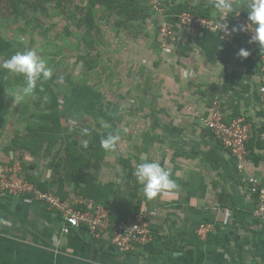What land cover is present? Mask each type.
<instances>
[{"label": "crops", "instance_id": "1", "mask_svg": "<svg viewBox=\"0 0 264 264\" xmlns=\"http://www.w3.org/2000/svg\"><path fill=\"white\" fill-rule=\"evenodd\" d=\"M175 2L208 9L211 17L222 15L215 0ZM229 2L232 9L223 15L240 12L248 18L252 0ZM172 13L165 8L161 15ZM161 15L155 12L158 22ZM172 23L180 35L181 28ZM186 45L171 54L163 53L160 44L144 50L147 108L129 111L126 127L113 125L111 134L119 140L108 158L69 177L42 168L38 160L33 169L27 167L40 187L60 196L85 195L114 219L147 207L151 240L121 254L106 235L93 238L84 227L63 234L61 218L41 201L0 193V264H264V226L253 215L256 196L247 184L255 177L264 188V141H248L240 169L193 116L195 110L208 115L216 101L226 120L244 116L264 129V70L255 57L238 56L241 38L229 42L203 31ZM5 132L1 120L0 163L18 156L9 146L12 128ZM145 160L167 169L176 187L145 198L133 175ZM199 227L206 230L204 238L196 232Z\"/></svg>", "mask_w": 264, "mask_h": 264}, {"label": "rangeland", "instance_id": "2", "mask_svg": "<svg viewBox=\"0 0 264 264\" xmlns=\"http://www.w3.org/2000/svg\"><path fill=\"white\" fill-rule=\"evenodd\" d=\"M160 1L167 9L178 4ZM158 23L141 0H0V65L33 49L52 69L50 79L37 81L34 95L17 102L24 78L0 68L3 133L12 128L10 150L29 181L38 182L27 169L37 160L69 177L115 151L103 149L101 140L114 124L127 126L129 111L147 108L143 52L159 49ZM3 40L12 48L3 49Z\"/></svg>", "mask_w": 264, "mask_h": 264}, {"label": "built area", "instance_id": "3", "mask_svg": "<svg viewBox=\"0 0 264 264\" xmlns=\"http://www.w3.org/2000/svg\"><path fill=\"white\" fill-rule=\"evenodd\" d=\"M149 4L155 12L160 15L163 13L164 8L160 0H149ZM161 16L162 19L158 23L159 44L165 54L173 52L177 41L187 44L202 31L218 33L229 42H233L239 35L245 40V44H248L252 43L250 42L252 31L255 30L254 25H251L248 18L240 12H234L230 17L221 15L206 18L187 11ZM173 20L182 30L180 35L175 33L171 22ZM241 27L244 28L243 31L240 30ZM234 28L236 31H233ZM257 61L264 70V48ZM260 90L264 91V87H260ZM193 116L199 119L205 130L235 159L240 169L248 155L247 142L251 138L264 141V129L254 126L244 116L226 120L221 106L216 101L211 103L208 115L195 110ZM247 184L250 192L256 196L253 215L264 226V188L255 177H249ZM0 193L13 196L27 195L41 201L48 209L59 215L63 222L61 226L63 234L84 227L93 238L106 235L111 247L121 254L135 252L151 240L147 207L135 208L114 219L106 207L93 202L85 195L75 193L60 196L52 191L42 190L36 183L26 178L19 156L10 162L0 163ZM205 231L203 227H199L196 232L204 238Z\"/></svg>", "mask_w": 264, "mask_h": 264}, {"label": "clouds", "instance_id": "4", "mask_svg": "<svg viewBox=\"0 0 264 264\" xmlns=\"http://www.w3.org/2000/svg\"><path fill=\"white\" fill-rule=\"evenodd\" d=\"M213 6L222 15L232 9L229 0H215ZM248 20L251 25H255L250 42L257 43L260 48H264V0H252L251 8L248 12ZM224 29H227L226 25ZM240 30L243 31L244 28L241 27ZM248 30L250 29L248 28ZM233 31H236V29L234 28ZM249 55V51L243 48L238 52V56L242 58H247ZM0 68L23 76L24 86L19 88L14 94V101L17 102L34 95L38 80H48L52 76V69L47 66V61L33 49L17 52L9 59L4 60ZM118 140L119 135L109 134L105 139L101 140V147L105 150H113ZM82 146L87 148V142H83ZM133 175L136 177L137 182L142 185L144 196L147 199H152L159 193L176 187L175 182L170 177V172L154 161L145 160L139 163Z\"/></svg>", "mask_w": 264, "mask_h": 264}, {"label": "trees", "instance_id": "5", "mask_svg": "<svg viewBox=\"0 0 264 264\" xmlns=\"http://www.w3.org/2000/svg\"><path fill=\"white\" fill-rule=\"evenodd\" d=\"M22 2H24V0H21ZM142 1V0H141ZM148 2V0H146ZM175 12H180V11H187L190 13H194L198 16H202V17H206V18H210V12L208 9H200L198 6H193V5H187L184 3H178L177 7L172 8ZM228 17H230V15H228ZM172 22V21H171ZM203 32V31H202ZM237 38H240L239 35H237ZM193 39V38H192ZM191 40V39H190ZM236 41V39H235ZM243 41V45L242 48L249 51L250 55L249 56H253L255 57V60H259L260 54L262 53L263 48H260L259 45L255 44V43H248L245 44V40ZM189 43V42H188ZM176 50H180V49H188V46L186 44H182L180 41L176 42ZM12 48V44L8 41H4L3 40V49H11ZM49 93V92H48ZM50 100H52L53 102H55V95H50ZM41 114V113H40ZM55 131H58L59 128H53ZM44 130V129H43ZM252 139H256L259 140L257 138H252ZM260 141V140H259ZM16 140H12V143H15ZM248 143V142H247ZM13 148V147H12ZM248 148V146H247ZM102 158H100L99 160H101ZM37 184V183H36ZM38 185V184H37ZM39 186V185H38ZM40 188V187H39ZM43 190V189H42Z\"/></svg>", "mask_w": 264, "mask_h": 264}]
</instances>
